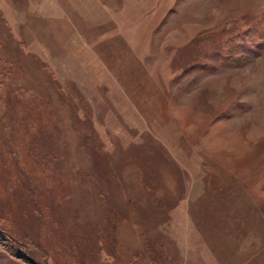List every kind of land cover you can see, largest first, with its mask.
I'll return each instance as SVG.
<instances>
[{
  "label": "rangeland",
  "instance_id": "374dc122",
  "mask_svg": "<svg viewBox=\"0 0 264 264\" xmlns=\"http://www.w3.org/2000/svg\"><path fill=\"white\" fill-rule=\"evenodd\" d=\"M0 264H264V0H0Z\"/></svg>",
  "mask_w": 264,
  "mask_h": 264
}]
</instances>
